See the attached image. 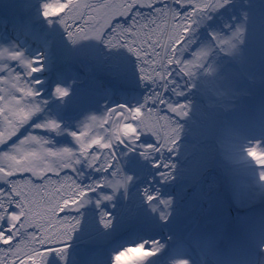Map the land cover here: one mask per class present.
<instances>
[{
  "label": "snow or ice",
  "instance_id": "snow-or-ice-1",
  "mask_svg": "<svg viewBox=\"0 0 264 264\" xmlns=\"http://www.w3.org/2000/svg\"><path fill=\"white\" fill-rule=\"evenodd\" d=\"M31 6V0L21 3V14L14 21L24 33L30 30ZM38 14L50 27L58 25L70 45L97 41L106 49L126 50L135 58L139 80L148 90L141 103L102 111L100 127L112 129L104 142L79 127L68 133L75 150L50 148L43 137L22 133L29 127L61 132L53 119L33 122L47 103L38 99L36 86L41 82L33 78L42 71L43 56L29 58L15 45L0 49V92L7 89L0 101H7L8 112L18 117L9 119L5 114L9 127L0 132V145L11 144L9 151H0L11 161L6 168L0 167V264H48L52 254L63 264L68 242L80 224L71 214L89 203L90 195L98 197L97 208L111 204L120 192L128 198L134 178L122 169V155L134 153L147 161L160 184L173 182L177 166L172 157L187 131L185 124L193 123L199 113L192 95L226 109L245 93L240 85L264 87V41L258 51L253 46L258 35L264 38V0H105L99 6L81 0H43ZM214 15L220 17L221 27L208 33V43L189 52L196 28ZM13 62L15 67H9ZM52 94L63 101L69 90L57 85ZM87 118L98 120L94 115ZM241 140L238 134L230 138L228 158L244 165L250 161L258 169L254 184L264 195V147L259 142L243 145ZM93 145L104 151L98 152ZM119 148L125 150L122 155ZM165 154H170L167 159ZM82 163L99 179L89 185L78 183L69 173H76ZM53 176L60 179L54 181ZM147 183L152 184V179ZM139 194L161 224L170 222L174 198L162 197L159 188L147 186ZM112 223L109 215L100 213L104 229ZM163 247L159 240H142L116 252L111 264H147ZM259 250L264 252V242ZM170 264L190 261L173 259Z\"/></svg>",
  "mask_w": 264,
  "mask_h": 264
},
{
  "label": "rangeland",
  "instance_id": "rangeland-1",
  "mask_svg": "<svg viewBox=\"0 0 264 264\" xmlns=\"http://www.w3.org/2000/svg\"><path fill=\"white\" fill-rule=\"evenodd\" d=\"M91 1L95 2L96 0H88V2ZM27 2L28 0H0V12L4 7L7 17L5 20H0V46L15 45L26 56L30 54L25 51V46L30 48L35 45L38 46L43 56L42 71L36 73L33 78L41 82L36 86L40 92L38 99L47 101V103L43 105L42 111L33 117V122L40 123L45 118L53 119L61 125V132L57 134L42 130L33 131L29 127L22 130V133L31 132L39 135L49 141L48 147L54 149L67 147L75 150L76 145L68 133L77 131L79 127L84 128L90 137L100 138L104 142V138L111 135L112 129L108 126L100 127L98 121L102 111L118 104L136 105L141 103L147 94V86L141 84L138 72L134 71L135 68L132 66L136 65V61L130 55L129 60H133L131 66L127 64L121 68L123 62L128 60L124 58L123 62L115 68L113 64L100 62V58L90 57V59L98 60L100 63L93 65L94 71L93 69L88 70L86 65L91 64L88 59L72 60L74 54L84 53V49L69 50L70 48L55 39L51 41L53 37L44 41L40 34L47 32L43 27L45 22L43 23V20L37 21L38 10L33 4V0H31L30 9V30L27 33L18 30L14 21L21 14L19 5ZM100 11L103 12V9ZM91 14L95 15L93 12ZM227 18L228 15L225 13L224 19ZM13 27L17 29V33L12 31L11 28ZM220 27L221 19L216 15L197 27L192 37L194 41L198 42L197 47L208 43V33ZM6 30L14 38L11 36L5 38L3 34ZM32 32L37 33V35ZM16 35H18V40L20 37L26 42L32 41V44L19 45L18 40L15 39ZM35 37L41 39L35 42L33 40ZM262 41L264 38L258 35L253 45L257 51L260 49ZM96 42L92 41L91 51L99 53L100 49L95 47ZM121 52V56L127 53L124 49ZM103 55L105 53L101 52V56ZM127 55L128 53L125 57ZM188 58L191 59L190 56ZM9 67L14 68V62L10 63ZM55 68L59 69L57 75L52 74V70ZM47 81H50L48 85L45 84ZM57 85L69 90V97L63 101L56 99L52 94ZM127 86L134 88L125 90ZM240 87L245 89V93L223 110L213 108L215 107L213 100H208L209 105L212 106L209 107L205 97L192 95L193 104L198 107L199 113L193 117V123L185 124L187 131L182 134L181 140L178 142L176 156L172 157V163L177 166V175L173 182L160 184L155 178L156 170L152 169L147 161L140 160L134 153L122 155L125 150L119 148L118 152L122 155V169L134 178V182L130 184L128 189V198L125 199L123 193L120 192L111 204L104 203L97 208L95 201L98 197L90 195V202L81 207L78 212L71 214L79 218L80 224L68 242L63 264H77L80 256L77 257L75 254L80 252L82 255L89 249L82 246L80 238L90 237L92 243H97L96 249L99 250L102 249L103 243H115L119 238L131 235L130 228L141 223L147 226L153 225L154 230V227L159 229L156 232L158 237L155 240H159L164 245L160 254H163V258L166 259L165 264H170L171 260L177 259L178 248L187 246L178 240L184 232H195L192 234V238L195 243H200L201 239L196 233H202V225L215 227L212 233L213 245L208 243L219 250L215 254L212 253L204 264H248L247 261L252 262V254L248 255L247 258L245 248L248 247L252 237L262 225L264 227V198L254 184V175L258 169L250 162L244 165L230 161L226 146L230 138L237 135V127L239 126L243 130L244 125H247V119H250L253 135H245L242 132L238 135L242 137L241 141L259 142L260 146L264 147V87L258 84H242ZM6 94L7 89L0 92V95ZM115 100H119V102ZM87 101L90 103L84 104ZM204 102L205 104H203ZM9 106L7 101H0V109L3 110L0 113V124L3 123L0 126V132L9 127L5 120V114L8 115L9 119H18L8 112ZM58 111L64 116H59ZM93 115L98 118L97 122L87 118ZM222 120L223 122H221ZM83 121L84 124H82ZM143 139L150 140L149 137ZM9 147H11L10 142L6 146L0 145V151L7 152ZM93 148L98 152L104 151L96 145H93ZM216 150L217 154L220 155L221 153V155L214 159ZM21 151H24L23 147ZM169 155L165 154V159ZM10 163L11 161L0 156V167L6 168ZM69 174L73 175V178L81 185H89L99 179V174L85 167L83 163L77 166L76 173ZM24 175L27 178L28 174ZM52 179L57 181L60 178L53 176ZM149 179H152V184L147 183ZM145 186L153 189L159 188L162 197L174 198L175 212L169 223L161 224L158 220L154 223L157 218L148 211L139 194V189ZM242 188L245 191L241 190ZM228 191H230V198L227 194ZM238 191L240 195L237 196ZM33 194L35 195V193ZM182 198L185 199V205L180 201ZM101 212L109 215L113 221L109 229H104L100 224ZM226 213L236 214L240 220H245L242 224L235 220L233 226H228L220 232L219 222ZM148 215L150 220L147 218ZM167 234L168 236H166ZM170 237L171 239H169ZM203 239L207 240L205 237ZM107 257L100 254L97 256L96 262L110 263V258ZM263 258L254 264H261ZM154 260L155 257L151 258L147 264H152ZM48 264H61V261L59 257L52 254L48 257Z\"/></svg>",
  "mask_w": 264,
  "mask_h": 264
},
{
  "label": "bare ground",
  "instance_id": "bare-ground-1",
  "mask_svg": "<svg viewBox=\"0 0 264 264\" xmlns=\"http://www.w3.org/2000/svg\"><path fill=\"white\" fill-rule=\"evenodd\" d=\"M5 38H9L10 37V33L6 32ZM16 39L18 40V35H16ZM9 41V40H8ZM23 42V43H22ZM19 45H25V43L27 45L32 44V41L26 42L23 38L19 37L18 40ZM26 49L25 51L30 54L29 58H40L41 55V51L39 50L38 46L35 45L32 48L25 46ZM6 48V46H0V49ZM44 81V80H43ZM134 87L132 86H127V89H133ZM243 145H247L248 142H244L241 141L240 142ZM264 145V143H263ZM250 162V161H249ZM251 163V162H250ZM149 215L147 216V218L149 219ZM150 220V219H149ZM158 219L154 220V223L157 222ZM235 220H238L240 222V224L243 223V221L245 220H240L239 216L236 214H230V213H226L225 217L222 218L219 222V226L223 227L226 224H229L231 222H235ZM153 225H143V223L139 224V225H135L134 227H131L130 230L132 231L131 235L128 236H124L122 238H119L117 240V242L115 241V243H103L102 249H99L101 251H99L98 249H96L97 247V243H92L91 238H80V242L82 244V246H85L86 248H89L86 251V254L88 256H92L94 254L95 257L102 254L103 257L104 256H108L107 258H110V263H104V264H111V258L112 256L118 252L119 250H121L124 247L130 246L133 243L142 241V240H153L156 238V232L159 231V229H157L156 227L155 230L152 228ZM136 229V230H134ZM109 242V241H108ZM228 242V241H226ZM202 246H195L192 245L191 247H180L177 249V259H189L190 264H204L205 261L207 260V258L214 253V251L211 249V245L209 243H207L206 241H204L202 243ZM81 253L77 252L75 255L79 256ZM108 261V260H107ZM166 263V259L163 258V254H158L155 257V260L152 264H165Z\"/></svg>",
  "mask_w": 264,
  "mask_h": 264
},
{
  "label": "trees",
  "instance_id": "trees-1",
  "mask_svg": "<svg viewBox=\"0 0 264 264\" xmlns=\"http://www.w3.org/2000/svg\"><path fill=\"white\" fill-rule=\"evenodd\" d=\"M41 2H43V0H33V4H34L35 7H37V10L39 8V3H41ZM81 2L99 6V5L103 4V3H105V0H96L95 2L94 1L88 2V0L87 1L81 0ZM85 12L91 14L92 10L91 9H85ZM5 19H6V17H5V8L2 7V10L0 12V20H5ZM37 20H38V22H41L43 20V18L40 17L39 14H38V19ZM43 23H44V26L43 27L45 28V30L47 32H49L48 33L49 35H47V39L49 37H53V40H51V41H54V39H55L56 41L60 42L61 44H64L66 47L70 48L69 50H72V51H75L78 48L84 49V53H80V54H77V55L74 54V58H72V60H75V59H77V60H87L88 59L89 62L91 63L90 64L91 66H93L95 63H98L99 64L100 62H105V63H108L110 65L113 64L115 68H117V66H118L119 63L123 62L122 60L124 58H127L129 60V56H130L129 53H128L127 57H125L127 53L124 54L123 56H121V54H122L121 50L122 49H111V50L110 49H106L104 47V45L102 43H100V42H96L95 43V47H98L100 49V52L99 53H97L96 51H94V52L91 51L92 41H85V42H80L77 45H70L65 40L64 35H63V32L59 28L58 25H55L54 24V25H52L50 27L47 24V22L44 21V20H43ZM52 27H56V28H53L52 29ZM55 29H57V30H55ZM197 44H198V42L197 41H194V44L189 49V52L192 51V50H194L197 47ZM101 52L102 53H105V55L101 56ZM90 57L100 58L101 61L98 62V60L90 59ZM101 57L104 58V59H106L107 61L106 60H103ZM128 60H127V62H123L124 64L121 65V68H124L127 64H129V66H131L132 65L131 63L133 62V60L136 61L134 57H133V60L132 59L129 60V61ZM132 66L135 68L134 71H137L136 65H132ZM94 70H95V68H93V71ZM203 104H205V102ZM2 124H0V126H2ZM214 230H215V227H214L213 230L211 228L206 229V232L212 234L214 232Z\"/></svg>",
  "mask_w": 264,
  "mask_h": 264
},
{
  "label": "water",
  "instance_id": "water-1",
  "mask_svg": "<svg viewBox=\"0 0 264 264\" xmlns=\"http://www.w3.org/2000/svg\"><path fill=\"white\" fill-rule=\"evenodd\" d=\"M5 17H6V15H5ZM7 18V17H6ZM37 19H38V17H37ZM44 38H45V36H44ZM94 67L93 66H91V65H87V69L88 70H91V69H93ZM81 79V78H80ZM50 82V81H49ZM45 84H48V81L45 83ZM115 101H117V100H115ZM115 101H113V102H115ZM112 102V103H113ZM117 102H119V100L117 101ZM58 115L59 116H64V115H62L61 114V112L60 111H58ZM70 116H72V115H70ZM221 122H223V120L221 121ZM238 126V125H237ZM242 126H243V124H242ZM26 130V129H25ZM252 128H251V124H250V119H247V125H244V129L242 130L241 128H239V126L237 127V129H236V133L238 134V133H244L245 135L246 134H252ZM25 134V133H24ZM253 135V134H252ZM220 155H221V153H220ZM220 155H218L217 154V150L214 152V159H216V158H218ZM203 175H205L204 174V172H203ZM241 190H243V191H245L243 188L241 189ZM240 191V190H239ZM238 191V193H237V196L238 195H240V192ZM247 191V190H246ZM227 194H228V197L230 198L231 197V195H230V191H228L227 192ZM263 196V198H264V195H262ZM180 201L182 202V204L183 205H185V199L184 198H182V199H180ZM234 225V222H231V223H229V224H226V225H224L223 227H220L219 226V228H220V232L221 231H223V230H225L228 226H233ZM209 228H212V227H210V226H204V225H202V233H196L199 237H200V239H201V241H200V243L197 245V246H202L203 244V242L205 241L204 239H203V237H205L207 240H208V242L211 244V245H213L212 244V241L214 240V238H213V236H212V234H209L208 232H206L205 233V231H206V229H209ZM193 233H195V232H193V231H190V232H184L183 233V236H181L180 238H178V240H180V243H183L184 245H186V244H191V237H192V234ZM204 233V234H203ZM166 236H168V234L166 235ZM165 236V237H166ZM158 237V235L156 234V238ZM257 235L255 234L253 237H252V241L247 245V246H249V247H246L245 248V254H246V256H247V258H248V255H251L253 252H257V253H259L260 254V250H259V246H255L254 245V242H253V240L254 241H257ZM174 240H177V238H174ZM207 242V243H208ZM228 243V242H227ZM260 244V243H259ZM181 245V244H180ZM245 247V246H244ZM211 249L214 251V253L213 254H215L216 252H218L219 250H217V249H215L214 247H212L211 246ZM98 255H99V253H98ZM80 257L78 258V262H77V264H104V263H101V262H96V260H97V257H95L94 255H92L91 257L90 256H88L86 253H83L82 255L80 254L79 255ZM78 257V256H77Z\"/></svg>",
  "mask_w": 264,
  "mask_h": 264
},
{
  "label": "clouds",
  "instance_id": "clouds-1",
  "mask_svg": "<svg viewBox=\"0 0 264 264\" xmlns=\"http://www.w3.org/2000/svg\"><path fill=\"white\" fill-rule=\"evenodd\" d=\"M38 21V20H37ZM12 29V31L13 32H15V33H17L18 31H17V29L15 28V27H13V28H11ZM6 32H9V31H5L4 32V34H3V36H5V34H6ZM31 32V31H30ZM45 32H46V30H45ZM10 33V32H9ZM34 35H37V33H34V32H32ZM41 35V37L44 39V41L47 39V35L48 34H46V33H43V34H40ZM10 36L11 37H13L11 34H10ZM44 36H45V38H44ZM14 38V37H13ZM16 39V38H15ZM41 38L40 37H35L33 40L35 41V42H37L38 40H40ZM86 64V63H85ZM87 66V65H86ZM58 71H59V69L58 68H55V69H53L52 70V74H57L58 73ZM50 82L48 81V84H49ZM48 84H46V85H48ZM90 102L89 101H87V102H85L84 104H89ZM91 103H92V101H91ZM207 103H208V99H207ZM208 105H209V103H208ZM213 108H216V109H220V110H223V109H225L224 107H221V106H215V107H213ZM41 132V131H40ZM39 132V133H40ZM253 139H255V137L253 136ZM256 141H258V140H256ZM212 230L214 229V227L212 226V228H211ZM260 230V231H259ZM258 231H259V233H258V231L256 232V235H257V240H259V243H262L263 241L261 240V235L262 234H264V227H263V225H262V227L259 229ZM206 242H208V241H206ZM253 242H254V244H255V242H257V241H254L253 240ZM195 244V246H197L198 244L197 243H195L194 242V240H193V238L191 237V244H186L188 247H191L192 245H194ZM186 246V247H187ZM252 257H255L256 259H255V262H258V260H260L261 258H263V252H262V254H259V253H257V252H253L252 253ZM264 259V258H263ZM248 263L250 262V261H247Z\"/></svg>",
  "mask_w": 264,
  "mask_h": 264
},
{
  "label": "flooded vegetation",
  "instance_id": "flooded-vegetation-1",
  "mask_svg": "<svg viewBox=\"0 0 264 264\" xmlns=\"http://www.w3.org/2000/svg\"><path fill=\"white\" fill-rule=\"evenodd\" d=\"M57 74H58V73H57ZM57 74H56V75H57Z\"/></svg>",
  "mask_w": 264,
  "mask_h": 264
}]
</instances>
